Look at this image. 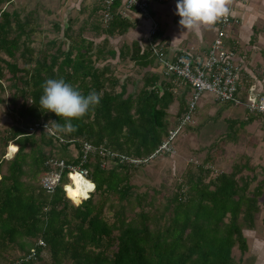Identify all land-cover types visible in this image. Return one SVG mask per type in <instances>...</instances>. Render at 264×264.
Wrapping results in <instances>:
<instances>
[{
	"label": "trees",
	"instance_id": "trees-1",
	"mask_svg": "<svg viewBox=\"0 0 264 264\" xmlns=\"http://www.w3.org/2000/svg\"><path fill=\"white\" fill-rule=\"evenodd\" d=\"M5 4L12 0H0V103H7L13 119L4 129L0 125V264H244L246 231L257 227L264 210V179L252 186L258 176L245 175L254 168L244 157L216 174L205 165L189 168L165 203L157 204L156 190L136 192L132 175L144 165L120 157H88L84 167L95 188L86 191L87 198L76 197L79 203L62 187L51 194L42 189L46 162L78 164L84 142L128 158L151 155L172 127L169 108L179 96L154 71L150 47H109V38L134 26L120 13L104 28L100 5L93 8L104 35L100 43L84 35L85 27L75 33L68 23L57 25L59 42L51 40L36 50L34 12L21 19L20 12L3 9ZM118 55L149 70L136 94L113 74L110 60ZM48 79H63L85 95L95 91L101 96L98 106L73 121L76 131L70 134L45 128L28 132L37 123H64L39 108ZM186 108L183 94L180 117ZM10 146L15 153L8 157ZM32 250L35 256L28 259Z\"/></svg>",
	"mask_w": 264,
	"mask_h": 264
},
{
	"label": "rangeland",
	"instance_id": "rangeland-1",
	"mask_svg": "<svg viewBox=\"0 0 264 264\" xmlns=\"http://www.w3.org/2000/svg\"><path fill=\"white\" fill-rule=\"evenodd\" d=\"M78 1L12 0V4L10 6L7 4L3 5V9L7 8L10 11L16 10L20 12L21 19H24L27 13L34 12L31 27L35 28L36 32L31 39L33 40L32 45L36 50L47 47L48 42L51 40H58L59 42L62 34L57 29V25L66 26L68 23L72 24L75 33L81 27H85L84 35L94 38L97 43H100L103 41L104 35L101 34L102 28L100 25L98 26L95 12L93 11L95 1L86 0L80 10L77 7L80 4ZM95 26L100 28L99 32L95 30ZM96 34L97 36H95ZM132 37L130 30L124 35L111 37L109 38V47L116 51L131 47ZM110 63L112 64L113 74L119 79L120 83H126L128 93L136 94L143 85L144 77L149 74L146 68L136 64L129 56L125 59L117 56L116 59H111ZM116 90H120L119 85ZM3 95H5L3 98L6 100L7 94ZM182 96L183 93L176 100L177 102L173 103L169 108L168 121L170 126H174L180 118L178 110L180 109ZM206 97L207 99H204ZM212 99L211 96L206 95L202 98L201 102H205V106L203 108L198 107L195 124L186 127L178 135L175 142L177 152L173 157L158 156L132 175V182L136 186L137 193L144 194L150 191V194H152L156 190L157 204L165 203L168 196L173 195L177 191V184L185 179L183 176L184 172L189 168L195 170L199 166L205 165V168L212 170L216 174L222 170H229L236 163H242V157L249 159L252 167L255 165L257 162L255 159L256 155H254L255 152L248 145L249 141L243 135L244 131L240 129L241 127H230L222 119L219 120L217 116H214V110L208 111V108L212 105ZM12 119L11 114L8 112L7 103H0L1 129L10 125ZM236 130L240 132L237 134ZM228 133L230 134L227 137ZM11 153L8 154V157ZM70 155L75 158L77 155L76 151L73 150ZM208 156L211 157L210 162H207ZM244 173L245 175H251L252 172L246 170ZM84 179L88 181L86 177ZM65 182L71 183V180L65 179ZM255 185L253 183L252 186L254 187ZM106 215L109 219L112 216L108 211ZM234 257L236 260L241 257L237 249L234 250Z\"/></svg>",
	"mask_w": 264,
	"mask_h": 264
},
{
	"label": "built area",
	"instance_id": "built-area-1",
	"mask_svg": "<svg viewBox=\"0 0 264 264\" xmlns=\"http://www.w3.org/2000/svg\"><path fill=\"white\" fill-rule=\"evenodd\" d=\"M173 0H98L101 7L100 16L104 28H107L115 15V5L120 2L126 12L135 14L140 18L152 20L153 27L148 35V47L155 57V62L161 68V75L165 83L173 85V94L181 95L180 88L189 89L190 97L187 98L186 111L177 120L168 132L159 147L149 156L142 158H128L119 156L103 146H94L84 142L81 145L83 157L78 164H67L64 160L50 159L46 162L49 170L41 178L40 185L47 193H54L58 187L65 189V179L69 174L80 172L88 179V170L84 167L90 155L127 160L136 165H147L158 156H174L177 152L175 145L180 132L190 125L195 124V114L202 98L211 96L221 104L242 105L246 108L248 117L256 116L264 120V94L250 86L245 97H241L242 64L238 61L235 47L227 44L226 28L232 22L231 13L226 21L219 22L216 37L212 45L205 50L190 47L175 57L167 55L166 48L157 41V24L150 13L152 3H166ZM182 88V89H183ZM183 89V90H184ZM45 128L39 123L28 128L29 133H35ZM46 129V128H45ZM11 147V146H10ZM9 147V149H10ZM10 152H8L9 154ZM15 153V152H14ZM107 162L103 163V167ZM89 180V179H88ZM65 191V190H64ZM45 246L43 241H39ZM35 256V250L28 255V259Z\"/></svg>",
	"mask_w": 264,
	"mask_h": 264
},
{
	"label": "crops",
	"instance_id": "crops-1",
	"mask_svg": "<svg viewBox=\"0 0 264 264\" xmlns=\"http://www.w3.org/2000/svg\"><path fill=\"white\" fill-rule=\"evenodd\" d=\"M85 1H78L80 3L77 6L78 10L81 9ZM93 1H95L94 7H97L98 0ZM176 4L177 0L150 5L151 16L158 26L155 39L164 45L167 55L170 57H175L193 46L198 50L209 48L216 37L219 23L211 30L202 31L200 35L194 33L182 35L179 25L180 18L175 14ZM229 7L232 22L226 28L227 44L229 47L236 48L238 61L242 64L241 97H245L246 90L250 86L256 87L259 93L264 94V0H232ZM114 12L134 21V26L130 29L133 36L131 45L138 43L142 49L148 47V35L153 27L152 20L126 12L120 3L115 5ZM154 71L161 76L163 81L161 68L156 62ZM182 88H180L181 92L186 95V99L189 98V89L183 88V90ZM212 100L208 111L214 110V116H217L219 120L222 119L230 127L245 125L240 129L244 131L243 135L249 141L248 145L256 155L257 162L253 166L254 173L251 175L258 176V180L255 181L257 184L259 180L264 179V120L256 116L248 117L247 110L242 105L221 104L214 98ZM204 106L205 102H201V106L199 105L200 108ZM239 132L237 131V134ZM258 218L257 227L254 230L246 231L249 251L243 257L244 264H264V210Z\"/></svg>",
	"mask_w": 264,
	"mask_h": 264
},
{
	"label": "clouds",
	"instance_id": "clouds-1",
	"mask_svg": "<svg viewBox=\"0 0 264 264\" xmlns=\"http://www.w3.org/2000/svg\"><path fill=\"white\" fill-rule=\"evenodd\" d=\"M232 0H177L176 15L180 18L179 25L182 35L194 33L200 35L204 30H211L219 22L226 21L230 15L229 5ZM43 94L39 99V108L45 113H54L55 116L64 121L60 124L50 121L46 131L70 134L76 131L74 120L84 118L90 110L100 104L101 96L95 91L83 94L63 79H48L43 85ZM49 125L52 127L49 128ZM70 184L65 185L66 196L79 203L73 196L87 198L86 192L81 186L87 183V191L95 188L91 181H85L80 172L70 173ZM91 186V187H89Z\"/></svg>",
	"mask_w": 264,
	"mask_h": 264
},
{
	"label": "bare ground",
	"instance_id": "bare-ground-1",
	"mask_svg": "<svg viewBox=\"0 0 264 264\" xmlns=\"http://www.w3.org/2000/svg\"><path fill=\"white\" fill-rule=\"evenodd\" d=\"M9 152H10V153L12 152V153L10 154V156H12V155L14 154V150H13L12 147H10ZM10 156H9V157H10ZM210 171H211V170H210ZM72 173H75V172H72ZM84 180H85V179H84ZM85 181H86V180H85ZM88 181H90V180H88ZM81 188H82L83 191L86 192V191H87V183L82 184ZM77 197H80V196H77ZM237 263H238V262H237Z\"/></svg>",
	"mask_w": 264,
	"mask_h": 264
},
{
	"label": "snow or ice",
	"instance_id": "snow-or-ice-1",
	"mask_svg": "<svg viewBox=\"0 0 264 264\" xmlns=\"http://www.w3.org/2000/svg\"><path fill=\"white\" fill-rule=\"evenodd\" d=\"M89 187H91V186H89ZM78 195H79V193L74 194L73 198L75 199Z\"/></svg>",
	"mask_w": 264,
	"mask_h": 264
}]
</instances>
